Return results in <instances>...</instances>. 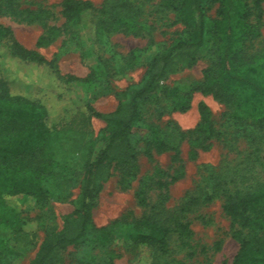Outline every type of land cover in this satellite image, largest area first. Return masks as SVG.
Instances as JSON below:
<instances>
[{
  "label": "trees",
  "instance_id": "1",
  "mask_svg": "<svg viewBox=\"0 0 264 264\" xmlns=\"http://www.w3.org/2000/svg\"><path fill=\"white\" fill-rule=\"evenodd\" d=\"M263 1L254 0L252 5L250 0H161L159 9L174 12L176 22L184 25V31L148 59L140 85L131 89L128 99L120 101L110 112L99 111L93 104L86 103L69 118L49 124L50 109L46 103L26 92H14L10 81L0 77V226L16 235L27 231L26 220L8 198L32 197L39 204L46 203L48 190L44 178L54 174L59 164L65 163L58 161L57 156H88L78 208L65 219L61 229L53 226L46 229L37 254L29 264H53L60 260V253L67 247L88 239L93 230V209L99 201L101 182L111 176L113 163L120 165L126 175L138 167L139 151L134 142L138 131L147 128L148 133H153L148 141L152 147L158 151L176 149L175 158L178 157L179 148L170 146L165 136L150 125L140 126L143 104L156 92L160 82L182 66L194 65L203 53L210 56L211 64L205 71L204 80L193 90L212 94L225 103L224 115L228 120L251 128V148L243 161L210 169L202 190L186 194L187 200L179 210L181 213L167 211L165 203L169 195L167 192L160 195L151 211L134 222L127 238L135 245L153 246L159 255L168 254L170 239L175 234L190 247L193 231L185 212H197L204 203L221 198L224 210L234 224L232 236L239 241L232 264H264V178L258 174L259 168H264V142L259 136L264 134ZM215 5L216 17L209 19L208 11ZM61 7L65 22L57 26L48 24V19L55 15L47 7L26 0H0V13L28 24L38 22L43 25L38 47L49 45L63 31L81 38L88 47L98 45L101 48L110 44L109 38L115 31L144 35L143 31L153 28L150 25L149 29L141 22L143 8L135 0H106L101 6L91 0H62ZM254 16L258 21H253ZM89 24L93 25L95 35V41L91 40L90 45V39L85 36ZM88 50L90 52V48ZM5 52L23 62L50 69L58 80L72 82L78 79L72 74L61 73L56 60L26 47L15 31L0 21V71ZM95 60L91 73L84 78L86 82L99 79L103 73L120 74L133 70L142 62L137 48L128 54L116 53L111 58L98 54ZM165 91L174 97L178 109L186 111L191 107L190 92L182 94L177 88H166ZM199 111L201 120L189 135L198 147L207 149L210 141L221 134L206 103H199ZM92 117L107 122L94 142L91 140ZM160 185L168 188L166 183ZM138 198L147 205L145 190L138 193ZM197 217L205 223L209 221L200 214ZM102 230L108 232V228ZM112 233L110 230L108 234ZM8 251L7 239L0 236V264H6ZM193 253L191 251L189 255Z\"/></svg>",
  "mask_w": 264,
  "mask_h": 264
},
{
  "label": "rangeland",
  "instance_id": "2",
  "mask_svg": "<svg viewBox=\"0 0 264 264\" xmlns=\"http://www.w3.org/2000/svg\"><path fill=\"white\" fill-rule=\"evenodd\" d=\"M26 1L54 12L55 16L48 19L49 25L64 24L62 0ZM91 1L96 6H101L106 0ZM135 2L143 8L141 22L144 26L151 25L153 28L148 27L150 31H143L144 35L115 31L109 38L110 44L101 48L90 45L91 40L95 41L92 24L88 25L85 34L90 39L89 47L81 38H74L69 31H63L49 45L38 47V38L44 32L42 24H28L0 13V21L10 26L26 47L38 50L48 59L56 60L61 73L72 74L78 79L72 82L58 80L50 69L23 62L6 52L0 77L10 81L14 92H26L46 103L50 109L49 124L54 125L69 118L77 108H82L86 103L93 104L102 112L113 111L120 101L128 99L131 89L140 85L148 59L184 31V25L176 22L174 12L159 9L161 0ZM250 2L253 5L254 0ZM262 5L264 8V1ZM216 10L217 5L208 11L209 19L216 17ZM253 21H258L255 16ZM261 21H264V14ZM261 32L264 37V25ZM135 48L141 54L142 62L133 70L120 74L114 71L109 75L103 73L93 82L84 80L94 68L98 54L111 58L116 53L128 54ZM110 62L114 64L113 61ZM210 64V56L203 53L194 65H184L160 82L156 92L143 104L140 126L150 125L162 137L165 136L170 146L179 148L178 157L175 158L176 149L158 151L152 147L148 141L153 133H148L147 128L142 132L138 131L134 136L139 151L138 167L133 168L132 174L126 175L120 165L113 163L111 176L101 182L99 201L93 209V230L88 239L82 244L67 247L60 253V260L53 264H232L239 249V241L232 236L234 224L225 212L221 198L204 203L197 212H185L193 231L190 247L185 246L175 234L170 239L168 254L159 255L153 246L135 245L127 238L134 222L151 211V206L158 201L160 195L168 193L165 208L170 213H177L184 206L187 200L185 196L189 191L202 190L210 169L243 161L251 148V128L228 120L224 115L227 109L225 103L215 99L212 94L193 90L195 85L204 80L205 71ZM166 88H177L182 94L190 92L191 107L186 111L178 109L174 97L165 91ZM200 102L209 107L215 127L221 134L210 141L207 149L198 147L192 141V135H189L201 120ZM91 126V140L94 142L107 122L92 117ZM259 136L264 142V134ZM262 148L264 155V143ZM87 158V155L82 154L57 156L58 161L65 163L63 166L59 164L54 174L44 178V185L48 190L46 203L39 204L32 197L22 200L17 197L8 198L26 220L27 231L16 235L10 229L0 226V236L7 239L9 245L6 264H29L37 254L46 229L50 226L61 229L65 219L73 215L79 205ZM203 164L206 166L202 167ZM258 174L264 178V168H259ZM173 177L176 179L172 180ZM162 183H166L168 188L160 185ZM141 190L146 191L147 205H143L138 198ZM198 214L209 220L208 223L197 217ZM103 228H108V232ZM110 230H113L112 234H108ZM191 251H194L193 255H189Z\"/></svg>",
  "mask_w": 264,
  "mask_h": 264
}]
</instances>
